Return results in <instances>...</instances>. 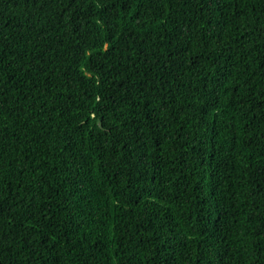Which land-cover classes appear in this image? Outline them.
Here are the masks:
<instances>
[{
  "label": "trees",
  "instance_id": "16d2710c",
  "mask_svg": "<svg viewBox=\"0 0 264 264\" xmlns=\"http://www.w3.org/2000/svg\"><path fill=\"white\" fill-rule=\"evenodd\" d=\"M0 264H264V0H0Z\"/></svg>",
  "mask_w": 264,
  "mask_h": 264
}]
</instances>
